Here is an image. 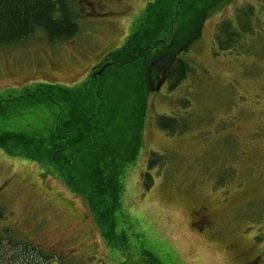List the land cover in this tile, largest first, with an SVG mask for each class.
Here are the masks:
<instances>
[{
  "label": "rangeland",
  "instance_id": "374dc122",
  "mask_svg": "<svg viewBox=\"0 0 264 264\" xmlns=\"http://www.w3.org/2000/svg\"><path fill=\"white\" fill-rule=\"evenodd\" d=\"M70 1L79 16L69 40L49 41L36 28L22 42L0 46V110L22 115L24 126L4 117L0 136L15 133L13 127L47 153L64 155L80 125L125 135L122 155L112 152L102 169L117 167L123 192L114 240L106 242L83 195L63 182L57 164L41 160L31 141L26 152L34 158L0 147V235L27 243L47 264H264V0H200L211 6L189 17L186 28L179 0ZM242 9L252 13L246 30L220 50L218 25L231 19L234 28ZM195 18H203L200 36L178 55L190 67L186 77L169 88L170 56L165 64L155 60L148 79L159 52L195 33ZM42 84L65 86L83 101L64 111L72 121L58 129L41 95H29ZM145 93L143 113L135 100ZM36 109L41 116L32 123ZM161 115L175 118L178 131L161 130ZM137 129L140 147L129 139ZM145 171L152 179L147 189ZM196 211L209 215L214 232L198 229Z\"/></svg>",
  "mask_w": 264,
  "mask_h": 264
},
{
  "label": "trees",
  "instance_id": "16d2710c",
  "mask_svg": "<svg viewBox=\"0 0 264 264\" xmlns=\"http://www.w3.org/2000/svg\"><path fill=\"white\" fill-rule=\"evenodd\" d=\"M190 2L193 3L194 6L189 4L187 0L178 1L177 16L181 18V28H186V25L189 22L187 19H189V17H193L194 15L196 17L200 14H203L204 16L211 6L210 2L203 4L200 0H190ZM198 4L204 8H200V11H195V7ZM243 10L244 9H242V11L240 10L241 14L240 11L239 14L236 12V24L234 25V28L231 29L227 24L231 19L229 21L223 20L224 22L222 21L218 25L220 28L215 33L214 42L220 47V50L231 48L233 41L238 40L237 36H241L242 32L246 30L247 23L250 22L251 18L249 14L252 13L250 9L247 12L246 10ZM78 16L79 14L72 8V2L70 0H0V46L22 42L30 37L36 28L41 29L49 41L69 40L77 32V24L75 20ZM202 22L203 18L200 20L195 18V33L192 36L189 35L188 37H184L180 44L173 47V44L170 43L171 45H168L169 49L166 52H159V54L156 55L154 61L148 65L146 72V77L148 79L153 73H155V68L157 66L155 60L163 57L165 64V59L170 56L171 58L173 57L172 62L166 66L167 70L164 71V76L170 84L169 88L173 89L186 77L190 67L178 55L181 52L186 51L194 39L196 40L199 38ZM135 40L136 39H133L132 41ZM104 69L105 65L97 68V70H99L98 72L97 70L96 72L93 70L90 73L89 80L96 79L97 75L104 73ZM142 83L143 85L140 86V88H143L144 83L146 82ZM37 93L42 97L43 101L40 103H42L45 106L44 108L47 109L48 117L53 114V117L55 118L53 124H55L56 129L59 128V123L61 125L63 122L65 124V122L68 123L72 121L65 120L66 118H64L63 115L64 111L71 112V108H80L79 103H83V101L78 102L79 100L77 101V98H75L74 95H71L72 91H68L65 86L42 84L38 85L37 90L29 95L32 96ZM146 94L147 93L144 94L142 100H138V98L135 100V105L140 104L138 108H140L143 113L145 111ZM83 97L84 96H81L80 99ZM3 111L4 110H0V121H2L4 117L6 120L12 117L18 120H13L14 125L17 123L20 128L24 127L20 124V118L22 115L17 119L15 112H8L3 115ZM34 112L35 113L31 111L29 113L32 123L35 115L36 119L41 116V111L39 109L34 110ZM70 116L73 119L76 115L71 113ZM176 121L175 118L166 115H161L156 119L157 126L169 134L178 131ZM141 124L142 122L139 120V126ZM79 127H81V125L76 128L74 137H71L69 142H67L68 147H66V153L64 155L60 152L52 154L47 153V151L39 145L37 140H34L31 137L28 138L26 133H21V131L18 132L13 127L12 129L15 133H6L0 136V147L10 155H24L33 158L34 152L38 153V151H40L46 157H40L43 162L50 161V163L57 164L58 168L61 169L59 174L63 178V182L69 185L72 189L80 191V194L83 195L89 208L92 210L95 219L101 224V227H99L104 237L107 239L106 242L111 243L114 240V212L121 205L120 198L123 195V192H121V184L117 177L118 172L114 171L117 167L113 166V169L109 168L103 172V160L111 157L112 152H114L113 154L115 155L120 154L121 156L123 151H119V149L123 145V140H125L126 137L125 135L118 134L114 138L111 135V131L106 132L104 129L93 130L92 127L88 128L87 126H82L81 129H79ZM140 130L137 129L134 137L132 135V137L129 138L132 139L130 142L134 140L137 147L141 146L140 138L138 140ZM91 131L94 132L93 135H96L94 140L91 139ZM107 139H112L115 143L112 144L111 141H106ZM30 141L37 143L33 145L36 150L33 149L34 152L32 153L26 152ZM127 150H129V148H126V151ZM150 156L153 157L155 154L151 153ZM129 159L130 157L128 156L126 161H129ZM153 163V159L149 160L147 167L150 168L154 165ZM86 176L92 181L90 184H84L81 182ZM143 181L145 189H147L152 183L148 171L144 172ZM109 214L110 222L108 218ZM111 219L113 223H111ZM30 250L31 249H29L27 243L20 244L0 235V264H47L46 261L48 259L46 256L41 254L43 258L47 259H45L46 261L44 262L41 260V256ZM39 261H42V263Z\"/></svg>",
  "mask_w": 264,
  "mask_h": 264
},
{
  "label": "flooded vegetation",
  "instance_id": "af4514ba",
  "mask_svg": "<svg viewBox=\"0 0 264 264\" xmlns=\"http://www.w3.org/2000/svg\"><path fill=\"white\" fill-rule=\"evenodd\" d=\"M112 1V0H111ZM197 215L196 222H197V227L201 231H210L214 232V228L212 226V222L209 220V215L207 213H203L202 211H196L195 212ZM206 229V230H204Z\"/></svg>",
  "mask_w": 264,
  "mask_h": 264
},
{
  "label": "crops",
  "instance_id": "0c3cea01",
  "mask_svg": "<svg viewBox=\"0 0 264 264\" xmlns=\"http://www.w3.org/2000/svg\"><path fill=\"white\" fill-rule=\"evenodd\" d=\"M50 116V115H49ZM50 119H48L47 121H49Z\"/></svg>",
  "mask_w": 264,
  "mask_h": 264
}]
</instances>
